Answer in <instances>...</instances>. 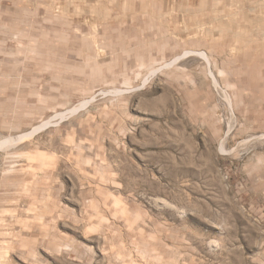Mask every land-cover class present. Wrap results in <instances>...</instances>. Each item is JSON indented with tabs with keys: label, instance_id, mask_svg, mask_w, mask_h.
<instances>
[{
	"label": "rangeland",
	"instance_id": "374dc122",
	"mask_svg": "<svg viewBox=\"0 0 264 264\" xmlns=\"http://www.w3.org/2000/svg\"><path fill=\"white\" fill-rule=\"evenodd\" d=\"M0 264H264V0H0Z\"/></svg>",
	"mask_w": 264,
	"mask_h": 264
},
{
	"label": "bare ground",
	"instance_id": "6f19581e",
	"mask_svg": "<svg viewBox=\"0 0 264 264\" xmlns=\"http://www.w3.org/2000/svg\"><path fill=\"white\" fill-rule=\"evenodd\" d=\"M49 122V121H48ZM52 123V122H51ZM30 135V134H29ZM31 136V135H30ZM10 142V141H9ZM4 143H6V142H4ZM4 143H2L1 144V147H4L6 144H4ZM6 147H9V146H6Z\"/></svg>",
	"mask_w": 264,
	"mask_h": 264
}]
</instances>
